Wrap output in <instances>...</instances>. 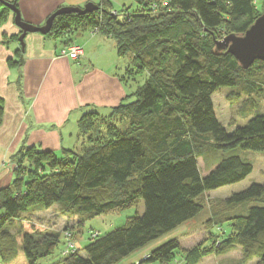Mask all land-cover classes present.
Wrapping results in <instances>:
<instances>
[{
	"label": "trees",
	"instance_id": "obj_1",
	"mask_svg": "<svg viewBox=\"0 0 264 264\" xmlns=\"http://www.w3.org/2000/svg\"><path fill=\"white\" fill-rule=\"evenodd\" d=\"M134 1V13L123 9L114 14L103 0L91 13L57 16L44 35L66 38L68 44L72 34L97 29L114 42L118 58L127 65L122 80L141 75L144 83L108 116L82 115L78 151H64L61 157L33 148L19 151L14 180L0 189V264H39L59 245L60 233L26 218L35 209L59 207L64 215L79 219L80 229L96 217L135 208L141 200V216L103 237L90 234L83 255L78 247L66 253L64 242L61 260L55 263L119 264L196 219L204 210L206 193L238 184L251 174L253 167L236 149L264 154V115L227 133L212 102L221 88L249 96L264 85V61L242 69L226 50L216 48L217 41L241 36L252 25L259 16L255 0ZM11 3L17 8L15 0ZM22 52L16 53L19 63ZM2 114L0 98V120ZM88 117L97 121L99 131L91 130L94 123ZM209 150L222 155L201 175L197 161ZM252 201L259 205L248 207L245 215L216 214L217 226L227 223L231 229L217 253L233 244V234L245 254L259 244L264 264V184L233 193L224 205ZM178 248L171 239L138 264H170Z\"/></svg>",
	"mask_w": 264,
	"mask_h": 264
},
{
	"label": "crops",
	"instance_id": "obj_2",
	"mask_svg": "<svg viewBox=\"0 0 264 264\" xmlns=\"http://www.w3.org/2000/svg\"><path fill=\"white\" fill-rule=\"evenodd\" d=\"M3 1L11 3L13 0ZM102 1L15 0V3L24 23L40 27L60 8H83L88 3L98 5ZM106 1L116 12L128 9L131 0ZM19 34L20 30L14 25V14L2 9L0 189L14 180L13 171L21 149L52 152L57 157H61L64 151H78L81 140L77 123L82 115L95 112L106 117L132 92L128 87L130 82L122 80L127 65L118 58L110 38L94 34L92 30L72 34L68 44L82 48V56L72 61L59 56L68 45L64 42L66 38L27 34L22 62L19 63L16 55L20 50L16 38Z\"/></svg>",
	"mask_w": 264,
	"mask_h": 264
},
{
	"label": "rangeland",
	"instance_id": "obj_3",
	"mask_svg": "<svg viewBox=\"0 0 264 264\" xmlns=\"http://www.w3.org/2000/svg\"><path fill=\"white\" fill-rule=\"evenodd\" d=\"M255 6L257 15L260 16L264 13V0H255ZM136 7L135 1L131 0L130 4H128V12L134 13ZM2 9L3 8L0 7V11ZM120 11L121 10H117L116 12ZM92 32L97 34L98 30L93 29ZM260 74L261 73L257 74L258 77L263 78ZM143 83L144 78L141 75H136L133 81H130L128 87L134 92L141 87ZM212 102L218 121H220L227 133H231L235 127L246 125L253 117L264 115V85L260 88L259 92L249 96L242 94L238 90L221 88L212 96ZM88 119L94 123L91 130H96L95 132L99 131L100 127L97 121L91 117H88ZM236 152V155L240 157V159L246 161L253 167L251 174L238 184L222 187L205 194L202 198L204 210L196 219L165 235L147 248L136 251V254H131L119 264H138L145 260L146 254L150 249H155L171 239H175L178 242L179 248L175 251L170 264H262L258 255L260 253V250H258L259 244H256L254 247L255 250H251L249 254H245L241 243L237 241L233 234L231 235L234 241L233 244L225 248L224 252L217 253V249L220 247L219 243L225 236L230 234L231 229L227 223L222 224L221 227L217 226L216 214L218 213V215H220L219 212H222L223 214L229 213V216H241L242 214H246L248 207L259 205L257 202L252 201L247 203L248 205L243 204L238 207L227 208L224 205V200L233 193H238L252 184H264V154L241 149H236ZM221 155V152L216 156L215 154L212 155L209 150L198 158L200 174L206 175L210 170L209 168L217 163ZM143 212L144 206L143 202L140 200L135 208L96 217L93 220L85 222L80 229L76 227V222L79 219L73 215H64L59 207H52L48 210L38 208L31 212L32 214L27 215L26 218L38 222L46 230L61 234L60 243L54 252L47 259L39 263L55 264L61 260L60 252L64 248V242H72L73 247H78L80 255H83L84 248L90 243V234L98 233L100 237H103L123 227L128 219L141 216ZM12 231L13 226L9 227V232ZM69 233L71 234L70 238L66 239L65 235Z\"/></svg>",
	"mask_w": 264,
	"mask_h": 264
},
{
	"label": "water",
	"instance_id": "obj_4",
	"mask_svg": "<svg viewBox=\"0 0 264 264\" xmlns=\"http://www.w3.org/2000/svg\"><path fill=\"white\" fill-rule=\"evenodd\" d=\"M0 4L8 8L14 14V23L21 32L18 38L21 51L24 49V38L27 34H40L42 36L48 34L51 30L52 23L57 16L69 14L85 15L98 9L97 6L92 3L86 4L83 8H60L45 20L43 26L35 27L28 25L21 20L19 12L13 3L0 0ZM250 35L256 37L264 35V13L256 18L243 35H228L222 40L216 42V48L217 50H226L242 69H247L255 61H264V41L259 39L250 41ZM242 50L244 55H241Z\"/></svg>",
	"mask_w": 264,
	"mask_h": 264
},
{
	"label": "built area",
	"instance_id": "obj_5",
	"mask_svg": "<svg viewBox=\"0 0 264 264\" xmlns=\"http://www.w3.org/2000/svg\"><path fill=\"white\" fill-rule=\"evenodd\" d=\"M114 13V12H113ZM115 14V13H114ZM59 56L63 57V58H69L72 61H77L81 56H82V48L79 47L78 45H70L66 48H63L60 52H59ZM66 239L70 238V234H66ZM74 247L72 245V242L68 241L67 244V251L72 250ZM147 257H145L146 259Z\"/></svg>",
	"mask_w": 264,
	"mask_h": 264
},
{
	"label": "snow or ice",
	"instance_id": "obj_6",
	"mask_svg": "<svg viewBox=\"0 0 264 264\" xmlns=\"http://www.w3.org/2000/svg\"><path fill=\"white\" fill-rule=\"evenodd\" d=\"M257 39H259V40H261V41H264V35H261V36H259V37L251 36V35H250V37H249V40H250V41H255V40H257ZM241 55H244L243 50H242V52H241Z\"/></svg>",
	"mask_w": 264,
	"mask_h": 264
}]
</instances>
